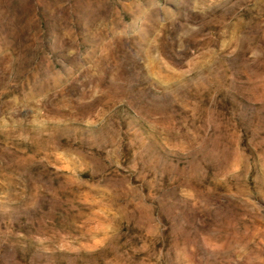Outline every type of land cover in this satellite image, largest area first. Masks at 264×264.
I'll list each match as a JSON object with an SVG mask.
<instances>
[{
    "label": "rangeland",
    "instance_id": "1",
    "mask_svg": "<svg viewBox=\"0 0 264 264\" xmlns=\"http://www.w3.org/2000/svg\"><path fill=\"white\" fill-rule=\"evenodd\" d=\"M0 264H264V0H0Z\"/></svg>",
    "mask_w": 264,
    "mask_h": 264
}]
</instances>
